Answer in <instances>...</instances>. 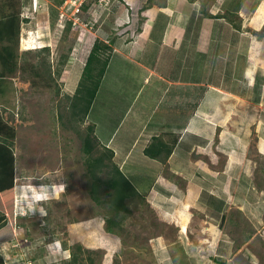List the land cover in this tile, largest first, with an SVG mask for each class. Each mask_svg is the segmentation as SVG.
Segmentation results:
<instances>
[{"label": "rangeland", "instance_id": "rangeland-1", "mask_svg": "<svg viewBox=\"0 0 264 264\" xmlns=\"http://www.w3.org/2000/svg\"><path fill=\"white\" fill-rule=\"evenodd\" d=\"M168 1L99 0L90 10L103 22L93 26L74 17L79 0H15V9L29 17L22 21V63L45 58L54 80L48 70L45 78L31 70L5 78L0 110L16 129L10 150L15 189L13 200L1 202L7 222L0 229V264H67L71 250L64 242L94 252L95 264H264V0H178L193 19L183 34L187 72L171 66V80L198 78L185 92L169 91L178 85L167 87L152 74L145 79L143 65L151 66L158 50H137L140 40L133 45L131 37L116 35L129 28L137 40L149 22L144 6L161 7L170 17ZM116 17L127 25H117ZM154 17L152 29L160 22ZM118 36L89 115L74 120L68 95L94 40ZM44 46L48 52H38ZM133 48L138 55H126ZM185 102L199 103L207 114L197 136L180 143L182 133L172 131L192 113ZM153 122L166 126L148 127ZM90 125L98 151L112 148L114 162L144 195L118 234L105 227L108 206L90 193L81 139ZM154 133L175 143L166 161L143 153Z\"/></svg>", "mask_w": 264, "mask_h": 264}, {"label": "trees", "instance_id": "trees-1", "mask_svg": "<svg viewBox=\"0 0 264 264\" xmlns=\"http://www.w3.org/2000/svg\"><path fill=\"white\" fill-rule=\"evenodd\" d=\"M61 1L63 2V0ZM98 2L99 0L85 1L80 7L77 16H79L83 22L90 23L93 26L94 24H102L101 22L103 21H97V18H95L96 15L90 10L92 6ZM103 6L105 5H102L96 10L105 9ZM147 6L149 5H145L144 8L146 9ZM15 7L14 0H0V42L7 41L10 34H18V45L20 23L21 21L28 22L29 17L24 15L22 18L19 14L20 11L18 12ZM4 8H6L5 10L8 11V14L5 12ZM10 10H12V12ZM119 20L118 17L115 18V21H117L119 25H127L126 21ZM68 27L72 28V21H69ZM236 27L238 29L241 28L238 24ZM138 29H140V27H138ZM115 41L116 38L111 40L110 43H115ZM49 49L50 46H44L41 50L39 49L38 52H48ZM113 50V43L109 44L104 41V39L102 40L100 38L94 40L87 55L76 91L73 95L67 94L71 97L70 113L74 120L84 121L89 115L102 80L109 68V62ZM19 57L17 47L14 45L4 44L0 47V65H2L3 70L0 72L1 94H4L5 92L4 86L7 81L4 79V76L7 72L17 73L18 71L22 72L31 70L34 77L45 78V75H47L46 71L48 70L49 78L54 80L50 72L51 65L45 58L42 57L41 60L36 62L23 61V63L20 64ZM67 57L68 56L65 54L60 59L59 64L61 66L58 68V75L61 74L62 65L65 64ZM185 104L188 105L186 102ZM15 137V127L10 124L8 120L4 119L3 111L0 110V207L3 200H11V198L13 200L15 184L10 150L13 146V139H15ZM81 139L83 141L82 150L87 155L85 162L88 175L91 178V196L98 204H105L108 206L111 214L105 217V227L109 232L118 234V231L125 223L126 218L133 214V202L140 196L144 197V195H142L132 179L114 162L115 151L112 148L104 145L103 149L98 151V141L95 137L93 125L88 127L85 135H81ZM174 147L175 143L166 140L162 133H154L144 147L143 153L149 158V160L156 159L159 162H163L171 156L172 152H174ZM97 151L98 153L96 154ZM222 219L225 220L226 215H223ZM6 222L7 218L5 217V213L0 211V229L5 226ZM64 246L66 249L71 250V257L66 260L65 263L95 264L96 257L94 256V252L88 251L82 244L68 245L64 242Z\"/></svg>", "mask_w": 264, "mask_h": 264}, {"label": "crops", "instance_id": "crops-1", "mask_svg": "<svg viewBox=\"0 0 264 264\" xmlns=\"http://www.w3.org/2000/svg\"><path fill=\"white\" fill-rule=\"evenodd\" d=\"M180 2L181 1H178V0H169L166 3L168 5L164 6V8L167 7L168 12H170L169 13L170 17H167V15L164 14V13H167L166 11H162V13L160 14L161 7H159L160 10L157 7L153 8L154 6H152L150 8H146L145 9L146 12L144 15L146 16L147 20H149V22H147V23H146V21L144 22L142 29H140V34H139L138 39L136 40L135 37H132L134 35L133 33H132V35H128L129 31H130L129 28L125 30V32H124V34H122V36L131 37L132 40L134 41L133 45L135 43H137L138 40H140V42H139L140 45H138L136 47L137 50L140 48V46L143 48L146 47L145 52L148 51V49H150L151 47L154 50H158V53L156 52L157 55L153 56V60L150 64L151 66L143 65V67L147 68L149 71L148 74H145V79H147L149 77V75L152 74L153 77H158V79H162L163 81L167 82V84H168L167 87H169L173 84L178 85V87H175V88H174V86H171L169 91L172 89H174V91H175V89H176V92H185V86L187 84L190 86L191 90H192V88H195L198 85L196 82H194L196 79H198L196 74L191 75V77H190L191 81H189V82H187L184 78H180L179 80H171V79H175V78H171V76H170V74H172L170 71L171 66H172V68H173V66H177V67L181 68L180 74L183 72H187L185 70H187V63L188 62L185 61V58L182 56L183 51H184V53L188 54L187 51L185 50L186 46L183 47V44L187 45V41H185L186 37L183 36V34L185 33V31L188 30L190 22L192 21L193 17L189 16V19H187V17H186L187 13L184 10V8H182L181 5L179 8ZM15 5H16V3H15ZM189 7H191L190 3H189ZM189 7L186 9H190ZM261 7L262 6H260V8ZM18 9H19V7H17V10ZM10 11L12 12V10H10ZM10 11H9V13H10ZM5 12L8 14L7 10H5ZM171 13H173V14L171 15ZM19 14L21 17L24 16L22 13V8L20 9ZM158 15L160 16V22L158 23V26L155 25V28L153 27V29H152L153 25L151 22L153 20V17L155 16L156 18L155 17L154 18L158 20V18H159ZM150 18H152V19H150ZM262 18L264 19V16ZM131 29H132V25H131ZM245 29L243 31H245ZM200 32H201V30H199V32H196V34H200ZM146 33L149 34L150 39H152V37H153V40H155V43L148 41L149 37L148 38L146 37V36H148ZM17 35L10 34V36H8L7 44H11V45H14L15 47H17L18 54H19V46L21 47V40H22V21L20 23L18 45H17V37H18ZM196 37L197 36H195V38ZM184 38H185V40H184ZM116 41H117V45L120 44V37L116 38ZM188 43L191 45V43L189 41H188ZM154 44H156V46H154ZM115 47H116V45H115ZM136 48L135 49L133 48V50L131 52L127 51L128 54H126V55H128V56L138 55V53H136V51H137ZM118 51H117V49H115L114 53H117ZM145 52H143L142 56L146 54ZM147 53H149V51ZM160 54H161V56L162 55L164 56L163 64L160 63V58H161ZM21 55L19 57V63L20 64L22 63ZM212 56L214 57V54ZM181 62H183V63L181 64ZM161 65H163L165 67V69L160 68ZM180 65H182V66H180ZM190 70L192 71L191 73H195L197 71L195 65H192V67H190ZM10 73H11L10 76H8V77L4 76V77L10 80L13 77L19 76L18 75L19 72H17V73L15 72L16 74H13L12 72H10ZM202 86H204V85H202ZM1 95H3V94L0 93V96ZM189 107H190V110L192 111V113L185 119V123L182 126H179L178 128H175L173 126V128H174L172 131L173 133H178V134L182 133L181 136H183V140L181 141V139H179V141H181L180 143H184V141L187 140V137L189 139H191L193 136H197L196 135L197 130L201 128L200 124L205 121V118H202V116H205L204 112H205V114H207V112L202 108V106L199 103L193 107L189 105ZM154 109H157V108H155V106H153V110ZM155 111L156 110H154L153 113H155ZM153 119H154V117H153ZM154 124H155V126H154ZM150 126L155 128V130L156 129L159 130V127H161V126L164 127L166 125L160 124V123L156 125V123L153 122L148 127H150Z\"/></svg>", "mask_w": 264, "mask_h": 264}, {"label": "clouds", "instance_id": "clouds-1", "mask_svg": "<svg viewBox=\"0 0 264 264\" xmlns=\"http://www.w3.org/2000/svg\"><path fill=\"white\" fill-rule=\"evenodd\" d=\"M85 1H87V0H84L83 3H84ZM83 3H82V4H83ZM82 4H81V6H82ZM78 17H79V16H78ZM79 20H81L80 17H79ZM81 21H82V20H81ZM97 21H100L99 18H97ZM125 21L128 22L127 20H125ZM73 22H74V21H73ZM82 22H83V21H82ZM74 23H75V22H74ZM83 23L86 24V25L90 24V23H85V22H83ZM117 25H119V23H118ZM119 26H121V25H119ZM127 28H128V27H127ZM124 32H125V30L120 31L119 33H118V31H117V32H116V35H117V34L122 35V34H124ZM116 35H115V36H116ZM118 37H119V36H118ZM104 41H105V40H104ZM107 43L112 44V42L110 43V41H108ZM42 198H45V197H41L40 195H37V196H36V199H37V200L42 199ZM40 211H41V214H42V215L46 214V212H45V210H44L43 208H41Z\"/></svg>", "mask_w": 264, "mask_h": 264}, {"label": "built area", "instance_id": "built-area-1", "mask_svg": "<svg viewBox=\"0 0 264 264\" xmlns=\"http://www.w3.org/2000/svg\"><path fill=\"white\" fill-rule=\"evenodd\" d=\"M83 1H84V0H79V4H78V5H76V3H75V5H76L75 14H74V17H75V18H79V17L77 16V13L79 12L80 7H81V4L83 3Z\"/></svg>", "mask_w": 264, "mask_h": 264}, {"label": "bare ground", "instance_id": "bare-ground-1", "mask_svg": "<svg viewBox=\"0 0 264 264\" xmlns=\"http://www.w3.org/2000/svg\"><path fill=\"white\" fill-rule=\"evenodd\" d=\"M35 189V188H34Z\"/></svg>", "mask_w": 264, "mask_h": 264}]
</instances>
